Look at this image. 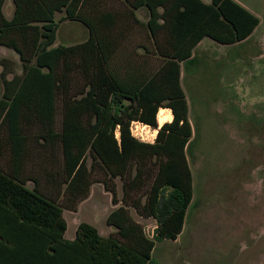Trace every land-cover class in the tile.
<instances>
[{"label":"trees","instance_id":"1","mask_svg":"<svg viewBox=\"0 0 264 264\" xmlns=\"http://www.w3.org/2000/svg\"><path fill=\"white\" fill-rule=\"evenodd\" d=\"M114 1L13 0L7 16L0 0V45L22 63L15 72L0 57V264H162L157 241L183 230L195 189L182 64L194 61L204 38L246 41L261 18L238 0ZM59 11L83 22L88 37L55 44ZM162 107L173 119L159 126ZM134 120L157 128L155 140L136 136ZM96 171L122 202L106 217L117 236L83 220L66 239L65 208L88 195ZM131 209L156 219L152 236Z\"/></svg>","mask_w":264,"mask_h":264},{"label":"rangeland","instance_id":"2","mask_svg":"<svg viewBox=\"0 0 264 264\" xmlns=\"http://www.w3.org/2000/svg\"><path fill=\"white\" fill-rule=\"evenodd\" d=\"M238 1L261 18L252 37L236 45L204 38L194 61L182 64L181 81L193 126L188 159L195 194L179 239L156 243L153 256L162 264H264V0ZM114 2L119 5L118 0ZM13 9V0H6L7 16ZM139 13L146 17L145 9ZM56 16L59 28L55 44H72L88 37L89 29L83 22L64 17V11ZM135 37L140 39V33ZM3 56L14 61L15 72H22L14 49L0 45ZM2 92L0 75V96ZM61 119L59 104L58 126ZM136 125L132 123L136 136L155 140L157 130ZM101 177V171L94 172L88 195L75 209L65 208L69 229L83 220L102 227L107 224L108 212L122 204L112 201ZM41 180L42 189L53 194L43 177ZM116 182L120 198L122 181L117 178ZM131 210L152 234L156 219Z\"/></svg>","mask_w":264,"mask_h":264},{"label":"crops","instance_id":"3","mask_svg":"<svg viewBox=\"0 0 264 264\" xmlns=\"http://www.w3.org/2000/svg\"><path fill=\"white\" fill-rule=\"evenodd\" d=\"M164 108V107H163ZM167 109H170L171 110V108H167ZM172 120V119H171ZM170 121V120H169ZM133 123H136L137 125L140 123V124H143V125H149V126H151L150 124H146V123H143V122H141V121H138V120H134L133 121ZM162 123H160L159 122V126L161 125ZM136 125V126H137ZM151 127H153V126H151ZM154 128V130L156 131V130H158L157 128H155V127H153ZM134 134H135V132H133ZM117 134H118V132H117ZM136 135V134H135ZM156 135V134H155ZM139 137V136H138ZM140 138V137H139ZM6 161L4 160V163H5ZM29 182H32V184H29ZM29 186H33L34 185V182L32 181V180H28V183H27ZM118 206V205H117ZM114 207H116V206H114ZM97 227V229H98V231H99V233L102 235V236H104V237H108V236H117V234H116V232H117V227L116 226H114V225H111V224H105V225H103L102 227L101 226H96ZM77 228H78V225H77V227L75 228V229H69V227H68V225H67V228H66V230H65V232H64V238H66V239H75L76 237H77ZM146 228V227H145ZM146 232H147V234L149 235V236H151V234H150V232L147 230V228H146ZM181 234V233H180ZM180 234L177 236V238L176 239H173V240H178L179 239V237H180ZM165 239H168V238H165ZM165 239H162V240H160V241H163V240H165ZM157 242H159V241H157ZM157 248V244H156V246H155V248H154V250H153V252L155 251V249Z\"/></svg>","mask_w":264,"mask_h":264},{"label":"bare ground","instance_id":"4","mask_svg":"<svg viewBox=\"0 0 264 264\" xmlns=\"http://www.w3.org/2000/svg\"><path fill=\"white\" fill-rule=\"evenodd\" d=\"M173 119V113L170 109L167 108H161L158 113V120L160 123H164L166 121H169Z\"/></svg>","mask_w":264,"mask_h":264},{"label":"built area","instance_id":"5","mask_svg":"<svg viewBox=\"0 0 264 264\" xmlns=\"http://www.w3.org/2000/svg\"><path fill=\"white\" fill-rule=\"evenodd\" d=\"M154 234V230H153V232H152V234H151V236Z\"/></svg>","mask_w":264,"mask_h":264}]
</instances>
